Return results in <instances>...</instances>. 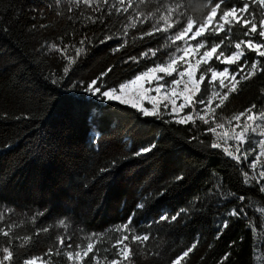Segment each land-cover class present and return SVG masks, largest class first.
Segmentation results:
<instances>
[{
    "label": "trees",
    "instance_id": "trees-1",
    "mask_svg": "<svg viewBox=\"0 0 264 264\" xmlns=\"http://www.w3.org/2000/svg\"><path fill=\"white\" fill-rule=\"evenodd\" d=\"M235 2L229 0V5ZM155 3L152 0L149 7ZM181 3L189 5L188 14L198 19L201 9L206 12L214 6L205 8L204 0ZM249 3L258 23L261 5ZM71 7L74 11L69 12L68 0H0V214L4 217L0 227L12 226L9 237L0 234V247L11 240L14 264L32 256L50 264H70L64 253L92 242L95 251L85 264L93 255L107 264L121 259L112 247L121 234H128L131 241L122 225L132 216L136 234H150L142 250L140 244H132V264H171L197 241L181 264H221L225 254L229 256L223 264H264V192L260 190L264 180L244 183L245 172L254 175L249 164L258 144L244 145L254 151L247 161L237 162L206 131L216 123L228 125L252 104L256 111L264 110V72L241 81L208 125L200 120L175 123L162 108L158 117H143L128 106L100 103L71 85L89 82L112 67L104 80L118 86L156 59L149 56L136 63L129 57L160 49L168 34L141 40V32L150 28L145 24L129 29L125 36L122 18H107L106 29L99 20L88 19L98 14L87 6ZM243 32L239 24L231 26L232 39L222 49L226 54L237 41L247 39ZM106 35L112 39L101 43ZM226 35L206 33L203 38L219 42ZM78 48L83 51L77 53ZM171 50L165 48L157 56L164 60ZM245 53L251 70L256 53ZM259 59L258 67H264V58ZM243 64L240 60L230 67L236 72ZM209 66L222 69L223 64L213 60ZM65 67L67 77L61 85H53L50 78L63 77ZM203 67L202 72L207 69ZM207 86L206 81L202 89ZM193 136L197 140L189 142ZM211 142L221 148L211 149ZM152 143L156 144L152 151L135 155ZM228 148L237 154L236 145ZM106 168L111 170L101 172ZM180 175L183 179L177 180ZM240 196L245 197L243 202ZM241 207L246 216L230 214ZM41 212L46 214L41 217ZM175 214L179 216L174 222H158L161 215ZM60 219L66 220V228L59 225ZM225 220L227 228L222 226ZM37 227L49 231L37 235ZM61 236H71V249L61 248ZM25 237L30 239L26 242Z\"/></svg>",
    "mask_w": 264,
    "mask_h": 264
},
{
    "label": "snow or ice",
    "instance_id": "snow-or-ice-1",
    "mask_svg": "<svg viewBox=\"0 0 264 264\" xmlns=\"http://www.w3.org/2000/svg\"><path fill=\"white\" fill-rule=\"evenodd\" d=\"M59 2V0H57ZM69 8L68 11H74L72 5L79 8L81 4L87 6L92 10L94 14L88 17L93 23L97 20L107 29V18L115 15L118 18H122L124 24V35L128 34L129 29H136L139 26L149 24L150 28L144 30L140 34V39L144 37H154L157 33L168 34L164 39L167 41L162 45L160 49L149 48L142 52L140 57L136 56L129 57L130 60L139 63L140 60L148 59L149 56L155 57L156 59L151 61L150 67H146L145 70L140 71L134 75L133 78L128 79L125 82H119L117 85H108L104 78L113 71L112 67H109L106 71L100 73L97 77L89 82L80 81L79 83H73L71 87L73 89L80 87L82 91L88 94L94 100L100 103L115 102L118 105L128 106L138 111L143 117H158L160 115V105L157 104L156 100L159 96L163 95L166 98L167 103L163 104L165 112H169V104L171 105L169 114H179L184 111L185 108H191L192 112L186 113L179 119H175L174 122L178 124H187L192 122L195 124L193 113H195L199 120L204 125L209 124V120L206 119V115L209 113H215L216 109L221 108L225 104L231 93L238 91V85L241 81H246L252 76H255L257 71L264 72V67H258L260 64L259 58H264V0H251L253 4L261 5L259 12L260 19L257 23V13L250 10L249 0H236L235 3L229 5V0H204V7L207 8L211 5L210 11L200 10L202 19H198L193 15L188 14L189 5L181 3V0H156V3L152 4V0H68ZM195 0H193V5ZM95 5V7H93ZM218 10H220L218 14ZM218 16V22L213 26V21ZM251 17V18H249ZM239 24L243 29V35L247 39H241L234 44V50L230 51V54H226L222 50L225 46L226 41H231V26L233 24ZM210 26L211 27L210 29ZM43 27V25H41ZM221 32H227L224 36L216 42L215 40L209 41L205 39L206 33L208 35L219 36ZM259 36V40L255 39V36ZM112 39V36H105L101 43L107 42ZM194 41V43H193ZM170 42V43H168ZM179 42V43H177ZM84 41H81L83 44ZM246 45L247 49L256 53V59L250 65V71L245 74V68L248 65L245 51L241 50V45ZM53 48L56 46L53 45ZM123 47V45H121ZM165 48H171L172 50L167 52V58L161 60L157 53L163 51ZM202 49H206L201 52ZM119 50V49H117ZM83 51V49H77V53ZM215 60L219 64L232 65L236 64L240 60H244V64L240 66L239 70L229 74V67L225 66L222 71H218L217 67L209 66L205 71H201V65H210ZM127 62V61H126ZM63 77H52L50 82L53 85H61L63 80L67 77L69 68H64ZM199 73V75H198ZM208 74H210V79ZM239 76L240 79H236ZM198 77V78H197ZM217 77H221L219 80V86L223 94L218 91H211L210 94L205 95L206 88L202 89V85L207 83L212 84L217 80ZM170 78V79H169ZM226 79L229 81L226 83ZM144 81L150 85V87H143L140 84ZM139 85V86H138ZM134 86L135 89L133 90ZM226 89V91H225ZM131 90V91H130ZM155 93L156 96L151 95ZM147 98L152 104L151 108L143 106L144 99ZM218 98V103L214 104V99ZM177 100H181L177 104ZM257 105L252 104L247 109L239 112L233 116L228 123L231 125L232 121H236V127L231 128L229 131H223L219 135V139L225 143L228 141H234L236 144V155L229 148H223V153L227 157L233 160L247 161L249 152L254 151L253 148L245 149L243 146L252 144L253 146H259V153L255 160H252L251 167L255 169L256 160L260 157H264V110L256 111ZM242 118H245L241 125ZM95 119V118H94ZM163 119V117H161ZM215 119V118H213ZM223 123H216L215 127H209L206 131L215 134L217 129H224ZM237 128L240 130L237 131ZM259 137V139H257ZM158 138V137H157ZM197 140L196 136L190 138L189 142ZM156 147L155 143L150 146L143 147L135 155L139 156L152 151ZM211 149H220L221 144L218 142H211ZM113 162V167H115ZM111 169H102L101 172L110 171ZM177 180L183 179L180 175L176 177ZM250 180H256L257 184H260L261 180H264V170L259 171V178L255 175L252 177L248 176V173H244V183L249 184ZM264 192V186L260 189ZM164 193L161 192L160 195ZM245 197L240 196L239 200L244 201ZM146 205H139L138 208L143 209ZM247 215L245 209L241 207L239 211L233 209L231 215H235L238 218L241 214ZM46 213H39V216H43ZM179 214L161 215L158 218L160 221L174 222L178 219ZM3 215L0 214V221L3 220ZM35 219V217L33 218ZM133 217L129 216L128 221L122 225V228L131 234V241H129L128 234H121L113 244V248L116 249L115 256L121 259L113 258L108 260V264H132L133 249L132 244L138 243L143 245L150 239V234H136V230L132 227ZM59 225L67 227L65 219L59 220ZM223 228L228 227V222H223ZM11 225L9 230H5L0 227V234L4 237L10 236ZM119 230V229H117ZM47 232L49 229L36 228V233L39 235L40 232ZM91 236L87 239L91 240ZM27 242L30 237H25ZM71 236L67 239L61 236L58 237L61 248L67 247L71 249L73 247L71 243ZM219 239V235L217 236ZM197 242H194L189 246L182 255L177 256L171 261V264H181L186 257L197 247ZM234 243V242H233ZM76 247L80 250L75 252L69 250L64 255L69 261H73L74 264H80L85 258L89 257L90 253L95 251L94 244L88 242L86 247H82L77 244ZM109 251V249H105ZM52 253V249H48V254ZM60 249H57L56 255H60ZM229 254H225L222 257V262L228 259ZM15 254L12 250L11 240L8 242V246L0 247V264H14ZM107 260V257H104ZM22 264H50V261H42L39 256H32L31 258H25ZM89 264H100V258L98 255H93Z\"/></svg>",
    "mask_w": 264,
    "mask_h": 264
},
{
    "label": "rangeland",
    "instance_id": "rangeland-1",
    "mask_svg": "<svg viewBox=\"0 0 264 264\" xmlns=\"http://www.w3.org/2000/svg\"><path fill=\"white\" fill-rule=\"evenodd\" d=\"M249 18H250V17H249ZM217 22H218V21H215V19H214V21H213V26H214ZM213 26H210V29H211V27H213ZM193 43H194V41H193ZM241 50H243V51L247 50V51H249V52H254V51H250V50H248L247 47H246V45H244V44L241 45ZM202 51H204V49H202L201 52H202ZM254 53H255V52H254ZM232 65H234V64H232ZM203 66H207V67H208L209 65H201V70H202V68H205V67H203ZM225 66H228V67H229V74L235 72V71L233 70V68L230 67L231 65H224V64H223L222 69H217V70H218V71H222L223 68H224ZM248 71H250V70L247 69V67H246V68H245V74H246ZM198 75H199V73H198ZM208 76H209V79H210V74H208ZM197 78H198V77H197ZM238 78H239V76L236 77V79H238ZM169 79H170V78H169ZM220 79H222V78H221V77H217V80H216L214 83H212V84H209V83H208V86H207V89H208V90H207V93H205V95L210 94L211 91H213V90L218 91V92H221V94H223L222 91H221V89H220V86H219V80H220ZM225 82L228 83L229 81L226 79ZM140 84L143 85V87H150V85H149L148 83L144 82V81H141ZM138 86H139V85H138ZM138 86H134L133 90L135 89V87H138ZM130 91H131V90H130ZM225 91H226V89H225ZM151 95L156 96V94H155L154 92L151 93ZM156 102H157L158 105L161 106L160 108H162V109L164 110V108H163V104H164V103H167L166 98H165L163 95H161V96H159V97L157 98ZM180 102H182V101H181V100H177V104H179ZM215 103H218V98L214 99L213 107L215 106ZM143 106L148 107V108H151V107H152V104L148 101L147 98H145L144 101H143ZM170 108H171V105L169 104V112H168V113H170ZM189 112H192V109H191V108H185L184 111H183L182 113H179L178 115H177V114H171V115L173 116V118H174V120H175V119H179L181 116H183V115H185L186 113H189ZM213 114H214V113H209L208 115H206L205 118L208 119V120L210 121V120H212ZM193 117H194V120H199V117H198L195 113H193ZM244 119H245V118H242V120H241V122H240L241 125L243 124ZM236 123H237L236 121H233L231 125H230V124L225 125L224 129H217V132H216L214 135L217 137V139H219V135H220L223 131H229L231 128L236 127ZM213 127H215V126H213ZM239 130H240V129L237 128V131H239ZM257 139H259V137H257ZM219 140H220V139H219ZM220 142H221V144L223 145L224 148H225V147L228 148V147H231V146H233V145H236L234 141H228V143H225L223 140H220ZM258 148H259V146H258ZM258 153H259V149H258V152H257L256 155H255V159H256V156L258 155ZM255 159H254V160H255ZM249 167H250L251 172H252L254 175L259 176V171L264 170V157H260L258 160H256V167H255V169H253V168L251 167V163L249 164ZM257 173H258V174H257ZM88 258H89V257L85 258L83 261L80 262V264H85V261H86ZM90 261H91V260H90ZM70 264H74V262H73V261H70ZM87 264H89V261L87 262ZM100 264H104V263L100 260ZM107 264H108V263H107Z\"/></svg>",
    "mask_w": 264,
    "mask_h": 264
}]
</instances>
